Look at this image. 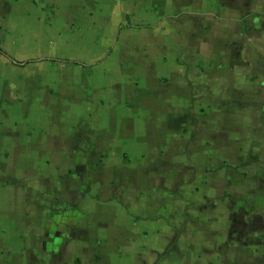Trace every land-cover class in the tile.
Masks as SVG:
<instances>
[{
    "label": "crops",
    "instance_id": "obj_1",
    "mask_svg": "<svg viewBox=\"0 0 264 264\" xmlns=\"http://www.w3.org/2000/svg\"><path fill=\"white\" fill-rule=\"evenodd\" d=\"M55 1L94 61L0 55L93 98L0 118V264H264V0Z\"/></svg>",
    "mask_w": 264,
    "mask_h": 264
},
{
    "label": "rangeland",
    "instance_id": "obj_2",
    "mask_svg": "<svg viewBox=\"0 0 264 264\" xmlns=\"http://www.w3.org/2000/svg\"><path fill=\"white\" fill-rule=\"evenodd\" d=\"M42 2L0 0V42L11 58L94 61L88 57L98 45H79L71 36L64 39L67 34L78 35L80 13L63 11L55 0ZM91 78L92 72L73 65L38 60L19 67L0 55V118L8 123L16 117L26 133L30 123H61L88 97L93 98Z\"/></svg>",
    "mask_w": 264,
    "mask_h": 264
},
{
    "label": "trees",
    "instance_id": "obj_3",
    "mask_svg": "<svg viewBox=\"0 0 264 264\" xmlns=\"http://www.w3.org/2000/svg\"><path fill=\"white\" fill-rule=\"evenodd\" d=\"M0 53L6 55V52L1 48V46H0ZM20 64L21 65H25L26 63H20Z\"/></svg>",
    "mask_w": 264,
    "mask_h": 264
}]
</instances>
